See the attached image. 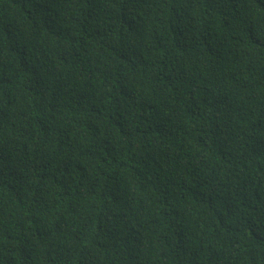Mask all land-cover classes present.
<instances>
[{
	"label": "trees",
	"instance_id": "16d2710c",
	"mask_svg": "<svg viewBox=\"0 0 264 264\" xmlns=\"http://www.w3.org/2000/svg\"><path fill=\"white\" fill-rule=\"evenodd\" d=\"M0 264H264V0H0Z\"/></svg>",
	"mask_w": 264,
	"mask_h": 264
}]
</instances>
